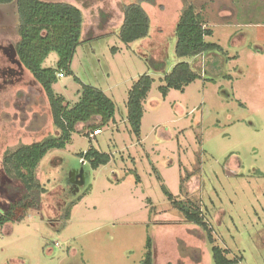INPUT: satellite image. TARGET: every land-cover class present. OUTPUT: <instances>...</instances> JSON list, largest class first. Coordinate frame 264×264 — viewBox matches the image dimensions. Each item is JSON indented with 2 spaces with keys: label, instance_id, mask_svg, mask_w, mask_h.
Instances as JSON below:
<instances>
[{
  "label": "rangeland",
  "instance_id": "374dc122",
  "mask_svg": "<svg viewBox=\"0 0 264 264\" xmlns=\"http://www.w3.org/2000/svg\"><path fill=\"white\" fill-rule=\"evenodd\" d=\"M48 1L79 5L84 37L102 33L77 47L71 69L83 83L106 89L114 121L91 141L84 134L99 117L78 123L70 143L40 160L44 192L39 205H20L0 227V264H140L148 236L153 264H213L206 231L186 221L164 189L178 205L201 212L227 257L264 264V0H139L150 31L128 45L117 34L121 8L138 0ZM189 3L212 28L206 41L225 51L208 52L206 62L174 53L176 22ZM100 10L110 15L105 22ZM16 24L15 3L0 4V208L19 194L3 170L4 153L58 134L45 93L13 53ZM178 61L202 76L163 96L161 78ZM56 64L51 52L43 67ZM143 73L153 82L136 136L125 101ZM79 88L68 74L53 85L71 106ZM92 144L111 155L97 169L77 155Z\"/></svg>",
  "mask_w": 264,
  "mask_h": 264
},
{
  "label": "trees",
  "instance_id": "16d2710c",
  "mask_svg": "<svg viewBox=\"0 0 264 264\" xmlns=\"http://www.w3.org/2000/svg\"><path fill=\"white\" fill-rule=\"evenodd\" d=\"M9 3H15L17 13L18 39L13 44V53L45 93L50 107L52 125L57 129L58 134L30 143H20L4 153L3 170L8 177L19 183L16 187L19 194L17 198L9 202L7 208H0V227L14 220V209L20 205L26 204L27 207L33 208L39 205L44 188L39 182L37 170L44 155L51 150L64 148L70 143L73 132H78L76 130L78 123H86L98 116L100 122L90 126L94 130L101 129L114 118L116 110L115 101L110 96L98 86L83 83L71 69L77 47L83 42L102 37V33H95L92 37L83 36L84 16L79 5L67 1L0 0V4ZM121 10L122 22L117 34L122 43L128 45L149 35L150 17L141 1L124 4ZM99 17L105 22L110 15L100 10ZM211 34L212 28L208 20L197 11L196 6L191 3L183 5L175 26L174 53L176 57L183 59L203 55L206 62L208 52H225L217 42L206 41L205 37ZM117 49L112 47L111 51L116 52ZM51 52L57 55L56 67H43L44 60ZM152 64L157 69H162L161 62ZM200 66L202 67L201 64ZM59 73L72 75L80 84L77 90L78 101L72 106L53 89L54 83L60 77ZM201 76L202 73L200 75L196 72L188 62L178 61L169 72L163 75L161 78L163 83L158 88L165 96L170 89L183 90L186 85ZM152 82L153 78L143 73L132 82L127 91L126 118L136 136L139 135L141 127L143 101ZM84 135L88 137L89 133L85 132ZM77 155L84 158L92 169L107 164L111 159L110 154L93 146H89L85 152L80 151ZM164 193L169 200H172L171 203L181 210L186 221L206 231V237L211 244L213 264H237L242 259V256L227 257L226 249L213 244L211 230L199 210L192 209L185 203L178 205V200H173L167 190L164 189ZM69 210L70 208L63 213V219H68ZM140 264H153L150 236L147 237L146 252Z\"/></svg>",
  "mask_w": 264,
  "mask_h": 264
},
{
  "label": "crops",
  "instance_id": "0c3cea01",
  "mask_svg": "<svg viewBox=\"0 0 264 264\" xmlns=\"http://www.w3.org/2000/svg\"><path fill=\"white\" fill-rule=\"evenodd\" d=\"M82 10V9H81ZM83 12V11H82ZM199 12H201V11H199ZM202 13V12H201ZM82 34H83V32H82ZM199 56V55H198ZM203 56V55H202ZM202 56H201V58H202ZM197 57V56H196ZM201 69H202V67H201ZM61 77H64V75L63 76H61ZM61 77H59V78H61ZM110 86H112V87H114L115 85H107V88L108 89H110ZM101 89L103 90V91H105L102 87H101ZM78 90V89H77ZM64 97V96H63ZM127 99V98H126ZM114 100V99H113ZM126 102V101H125ZM126 107V106H125ZM111 121H114V118L111 120ZM103 128V127H102ZM102 128H101V133H102ZM89 133V136H88V138H89V141H91L92 139H96V137L97 136H99L101 133H99V134H96V135H91V131L90 132H88ZM85 136V135H84ZM87 137V136H86ZM71 140H72V136H71ZM90 146H93V147H95L93 144L92 145H90ZM96 148V147H95ZM98 149V148H97ZM83 152H85V151H83ZM39 167V166H38ZM80 199V198H79ZM78 199V200H79Z\"/></svg>",
  "mask_w": 264,
  "mask_h": 264
},
{
  "label": "built area",
  "instance_id": "2783aa9c",
  "mask_svg": "<svg viewBox=\"0 0 264 264\" xmlns=\"http://www.w3.org/2000/svg\"><path fill=\"white\" fill-rule=\"evenodd\" d=\"M59 76H63L62 73H59ZM101 133V129H95L92 131L91 135H96V134H99ZM82 160H84V158H81Z\"/></svg>",
  "mask_w": 264,
  "mask_h": 264
},
{
  "label": "water",
  "instance_id": "95a60500",
  "mask_svg": "<svg viewBox=\"0 0 264 264\" xmlns=\"http://www.w3.org/2000/svg\"><path fill=\"white\" fill-rule=\"evenodd\" d=\"M15 54V53H14ZM18 63H20L19 61H17Z\"/></svg>",
  "mask_w": 264,
  "mask_h": 264
}]
</instances>
